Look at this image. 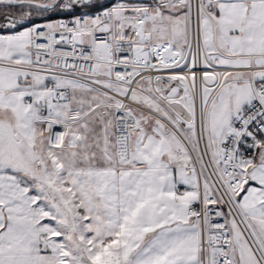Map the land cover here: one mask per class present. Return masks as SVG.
Wrapping results in <instances>:
<instances>
[{"label":"snow or ice","instance_id":"6c2138e0","mask_svg":"<svg viewBox=\"0 0 264 264\" xmlns=\"http://www.w3.org/2000/svg\"><path fill=\"white\" fill-rule=\"evenodd\" d=\"M0 264H264V0H0Z\"/></svg>","mask_w":264,"mask_h":264}]
</instances>
